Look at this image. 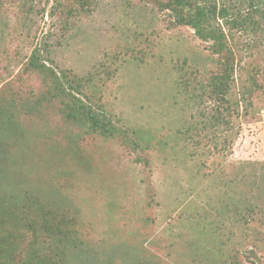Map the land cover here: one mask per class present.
<instances>
[{
    "label": "rangeland",
    "instance_id": "rangeland-1",
    "mask_svg": "<svg viewBox=\"0 0 264 264\" xmlns=\"http://www.w3.org/2000/svg\"><path fill=\"white\" fill-rule=\"evenodd\" d=\"M239 1L220 93L167 0H0V263L264 264V1Z\"/></svg>",
    "mask_w": 264,
    "mask_h": 264
},
{
    "label": "trees",
    "instance_id": "trees-1",
    "mask_svg": "<svg viewBox=\"0 0 264 264\" xmlns=\"http://www.w3.org/2000/svg\"><path fill=\"white\" fill-rule=\"evenodd\" d=\"M257 2L258 1L248 0L246 7L247 11L254 6V9L258 8ZM242 6V1H239V3L236 4L233 0H167V2L163 3V7L169 10L173 25L189 26L193 29L194 34L197 37L205 41H211V50L214 53H217L221 60L222 67L218 73V82L221 85L220 93H223L222 89L225 87V85H223V78L226 81V76L223 74V71L228 67H230L229 70L232 71L233 67L231 64L234 60L233 50L227 42V33L224 28L230 30L231 28L238 27L240 30H246L245 25L243 24L250 16L251 18L253 17V13L250 15L245 12L241 15V18H239ZM43 52L44 50L41 47H33L27 61L29 68L41 73L53 82V85L57 90L56 94L60 95V92L65 93V90L61 87L63 85L61 83V76L51 67L46 65L45 59L43 58ZM219 99L222 101L224 97L221 95ZM77 105L81 107L82 104L77 103ZM217 112H219L218 109ZM87 113L93 128L104 125L103 119L98 117L94 112L87 111ZM246 212L249 214L250 219H253V214L260 211H257L256 208L252 206L247 208L234 207L231 210L236 221H245ZM262 222L264 223V218ZM0 264L8 263L3 262ZM228 264H242V262L238 260V255L236 254L232 256V260Z\"/></svg>",
    "mask_w": 264,
    "mask_h": 264
}]
</instances>
